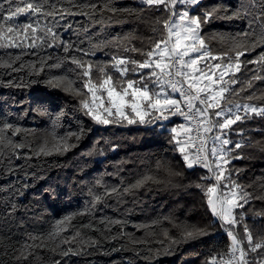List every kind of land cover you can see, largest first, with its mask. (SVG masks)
I'll return each instance as SVG.
<instances>
[{
    "label": "trees",
    "instance_id": "1",
    "mask_svg": "<svg viewBox=\"0 0 264 264\" xmlns=\"http://www.w3.org/2000/svg\"><path fill=\"white\" fill-rule=\"evenodd\" d=\"M60 2L66 8L70 6L68 0ZM74 2L99 3L100 0ZM241 2L202 0L201 5L196 7L201 10L216 4L238 7ZM113 6L132 11L113 14L106 10L102 14L97 13L93 19L102 22L94 24L85 16H67L62 21L72 23L73 28L91 25L87 36H77L72 29L57 28L56 31L63 40L84 39V43L79 45L82 48L99 42L101 46L95 48V56L88 57L96 63L109 61L113 54L143 60L142 53L149 51L164 32L162 24L157 22L158 18L161 21L167 18L163 5L149 7L142 5L140 0H114ZM29 19L27 15L20 22ZM51 19L48 18L49 21ZM246 24V19L213 20L203 25L201 34L214 51H225L231 42L221 40L217 34L234 36L246 30ZM131 48L141 51H126ZM261 52H264V47L257 46L255 51L247 52L241 60L256 58ZM71 54L63 53L59 48H41L39 45L36 48L0 49V61H11L13 68L18 69L13 71L0 67V125L11 123L19 127V134L11 136V130L7 134L14 141L27 145L16 150L21 154L19 159L14 156L9 159L7 154L11 150L5 148L6 156L0 162V264H52L53 260H60L61 264H206V259L213 253L227 252L230 243L225 234L227 226L221 227L211 215L203 192L195 186L197 183H213L212 180H200L201 176L210 173L203 168L187 169L181 154L169 143L171 129L183 120L175 117L167 123L153 125L96 124L84 114L79 103L81 96L46 83L51 76L68 75L74 79V87H79L80 82L75 80L74 73L67 71L75 68V65L65 62L60 68L48 67L56 62L57 57ZM15 56H20V59L15 60ZM49 56L53 58L46 59ZM41 66L44 67L43 72L38 71ZM257 67L247 65V69ZM107 70L112 71L110 67ZM149 71L144 69L140 74ZM251 74L242 66L237 75L243 81ZM242 86L236 84L234 87L239 89ZM252 93L256 94L254 100L244 99ZM233 101L264 105V81L254 82V87L250 89L245 87V91L234 96ZM81 129L85 131L78 141L75 136L69 138L68 142L76 146L68 152L60 154L52 151L50 155H36V150L45 141L52 147L56 144L54 137L63 138ZM232 129L230 139L243 140L246 146L237 150L243 158L232 160L227 169L239 170V175L233 178L248 192L260 195L264 192L261 187L264 184V117L253 116L237 122ZM240 130H243V136L237 134ZM158 164L161 166L158 167ZM175 172H182L183 175H175ZM144 176L153 179L135 190L134 195L125 196L124 203L107 198L85 212L92 201L89 190L102 191L99 186L93 187L97 180L109 186L121 182L127 185ZM13 203L15 211L11 210ZM237 211L245 213L244 223L254 239L264 236V200H253L243 210ZM68 216L72 219L65 222L67 231L61 232L60 237L45 240L46 247L33 249V255L26 261L12 259L19 254L16 249L25 243H33L29 236L47 237L58 222ZM114 219H123L127 223L123 227L107 225V220ZM101 220H105V223H101ZM183 224L207 226L209 235L186 243L171 244L169 238L178 239L180 234L175 225ZM86 225H93L94 228ZM139 225L148 227L139 228ZM237 230L243 238L242 227ZM120 231L126 234L123 238L114 241L107 238ZM77 232L80 235L73 243L62 247L84 248L85 251L79 255L60 256V248H56L60 238L72 237ZM136 239L150 243L133 244L132 241ZM92 240L99 242L98 247L91 246ZM40 242L35 241L37 244ZM52 248H56V252L50 251ZM147 248L159 249V252H148ZM261 252L264 249L256 255ZM145 256L153 258L146 260Z\"/></svg>",
    "mask_w": 264,
    "mask_h": 264
},
{
    "label": "snow or ice",
    "instance_id": "2",
    "mask_svg": "<svg viewBox=\"0 0 264 264\" xmlns=\"http://www.w3.org/2000/svg\"><path fill=\"white\" fill-rule=\"evenodd\" d=\"M68 3L70 6L66 8L60 0H0V49L36 48L39 45L41 48H59L63 53H72L57 57L56 62L48 67L60 68L65 62L75 65V68H69L67 71L74 73L75 80L80 82L79 87H74L75 81L68 75L51 76L46 83L51 87L62 88L65 92L81 96L79 103L84 114L98 125H153L157 121L168 120L173 115L183 116L189 123L173 127L169 143L181 154L187 169L203 168L210 173L201 176L200 180H212L213 183H197L195 186L203 192L211 215L221 227L227 226L225 230L230 240L227 252L213 253L206 259V264H264V252L256 255L264 249V236L254 239L248 225L244 223L245 213L237 211L243 210L245 205L253 200H264V192L260 195L248 192L233 178L239 175V170L227 169L232 160L243 158L237 150L246 146L243 140L230 139L229 132L233 131L232 126L253 116L264 117V105L233 101V97L245 91V87L250 89L254 87V82L264 81V52L259 53L256 58L241 60L247 52L255 51L257 46L264 47V0H242L238 7L216 4L203 10L196 7L201 5L202 0H140L144 6L163 5V11L168 14L162 21L157 19L164 30L161 38L149 51L142 53L143 60L113 54L109 61L100 63L88 59L95 56V48L101 46L99 42L91 47L82 48L79 45L84 43V39L63 40L56 29H72L77 36L81 34L87 36L91 25L73 28L72 23L65 24L62 21L67 16H85L94 24L102 22L93 19L97 13L102 14L107 10L115 14L132 10L113 6L114 0H100L99 3H75L74 0H68ZM22 14L29 15L30 19L26 22L18 21L17 18ZM49 17L52 18L51 21L48 20ZM232 19H246V30L234 36L217 34L221 40H229L231 43L228 50L214 51L206 44L205 36L201 34L203 25L213 20ZM126 51L141 50L131 48ZM76 53L81 55L78 56ZM52 58L49 56L46 59ZM14 59L19 60L20 56H15ZM249 64L258 67L254 70L247 69ZM242 66L247 72L252 73L243 81L237 75L241 72ZM0 67L18 70L13 68L11 61H0ZM109 67L112 71L107 70ZM144 69L150 71L140 74ZM38 71L43 72L44 67L41 66ZM117 73L119 75H116ZM8 83L11 85L12 82ZM236 84L243 86L236 89L234 87ZM177 93L179 98L173 95ZM229 93L232 95H228ZM255 98L256 94L252 93L244 99L252 101ZM9 130L11 136L21 131L11 123L0 125V162L6 156L5 148L11 150L7 154L9 159L13 156L19 159L21 154L16 150L27 146L14 141L7 134ZM84 131L81 129L78 133H70L63 138L54 137L56 144L52 147L45 141L36 150V155H50L52 151L64 154L76 146L75 143L68 142L69 138L75 136L78 141ZM237 134L243 136V130ZM100 154L103 155L102 152ZM174 174L183 175L182 172ZM152 179L151 176H144L134 183L124 185L121 182L111 186L97 180L93 187L99 186L102 191L89 190L92 201L85 212L91 211L107 198L124 203L125 196L134 195L135 190ZM261 187L264 188V184H261ZM15 207L14 203L11 204L12 211H15ZM71 219L72 217L68 216L59 221L47 237L29 236L33 243H25L20 249H16L19 254L12 259L28 260L29 256L33 255V249L46 247L45 240H56L61 232L67 231L65 222ZM101 223H105V220H101ZM126 223L127 221L123 219L107 220V225L123 227ZM175 226L179 228L180 234L178 239L169 238L171 244L186 243L209 235L207 226L188 224ZM86 227L94 228L93 225ZM137 227L145 228L148 225ZM240 227L243 229V238L237 230ZM79 235L77 232L72 237L60 238L56 245V248H60V256L79 255L85 251L84 248L62 247L73 243ZM125 235L120 231L107 238L114 241ZM164 235L167 237V231ZM36 240L41 242L37 244ZM132 243L147 245L150 241L136 239ZM98 244L96 240L91 242L92 247H98ZM56 248L50 251L56 252ZM147 251L158 253L159 249L147 248ZM152 258L144 257L146 260ZM52 264L61 262L53 260Z\"/></svg>",
    "mask_w": 264,
    "mask_h": 264
},
{
    "label": "rangeland",
    "instance_id": "3",
    "mask_svg": "<svg viewBox=\"0 0 264 264\" xmlns=\"http://www.w3.org/2000/svg\"><path fill=\"white\" fill-rule=\"evenodd\" d=\"M27 15H24V16H22V17H18V21H20V19H22V18H24V17H26ZM193 55H195V54H193ZM187 59V58H186ZM202 64H203V62L201 63V66H202ZM174 95V94H173ZM175 96V95H174ZM178 118V114L177 115H173V116H171L168 120H164V121H157V122H155V123H167L168 121H171L172 119H174V118ZM180 124H185V122L184 121H180L176 126H178V125H180ZM175 126V127H176Z\"/></svg>",
    "mask_w": 264,
    "mask_h": 264
},
{
    "label": "built area",
    "instance_id": "4",
    "mask_svg": "<svg viewBox=\"0 0 264 264\" xmlns=\"http://www.w3.org/2000/svg\"><path fill=\"white\" fill-rule=\"evenodd\" d=\"M176 95H177V97L179 98V94L177 93ZM178 118H179V119H182V120L185 121L187 124L189 123L187 120H185V118H184L183 116H181V115H179V114H178ZM193 123H194V122H193ZM206 170H207V169H206ZM225 234H226V236H227V232H225ZM227 237H228V236H227ZM228 239H229V238H228ZM229 241H230V240H229Z\"/></svg>",
    "mask_w": 264,
    "mask_h": 264
},
{
    "label": "crops",
    "instance_id": "5",
    "mask_svg": "<svg viewBox=\"0 0 264 264\" xmlns=\"http://www.w3.org/2000/svg\"><path fill=\"white\" fill-rule=\"evenodd\" d=\"M185 122V121H184ZM185 124H187L186 122H185Z\"/></svg>",
    "mask_w": 264,
    "mask_h": 264
}]
</instances>
